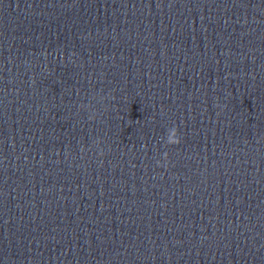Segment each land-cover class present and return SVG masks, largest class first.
Here are the masks:
<instances>
[{
	"label": "clouds",
	"instance_id": "obj_1",
	"mask_svg": "<svg viewBox=\"0 0 264 264\" xmlns=\"http://www.w3.org/2000/svg\"><path fill=\"white\" fill-rule=\"evenodd\" d=\"M178 143H180V140L179 139L176 141V144H178Z\"/></svg>",
	"mask_w": 264,
	"mask_h": 264
}]
</instances>
